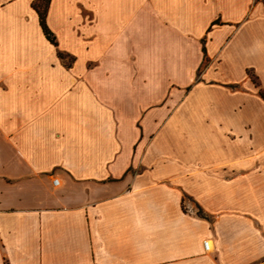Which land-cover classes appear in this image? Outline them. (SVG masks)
Here are the masks:
<instances>
[{"label":"crops","instance_id":"crops-1","mask_svg":"<svg viewBox=\"0 0 264 264\" xmlns=\"http://www.w3.org/2000/svg\"><path fill=\"white\" fill-rule=\"evenodd\" d=\"M74 1H0V264H264L263 3Z\"/></svg>","mask_w":264,"mask_h":264},{"label":"rangeland","instance_id":"rangeland-1","mask_svg":"<svg viewBox=\"0 0 264 264\" xmlns=\"http://www.w3.org/2000/svg\"><path fill=\"white\" fill-rule=\"evenodd\" d=\"M0 1H4V0H0ZM31 1H35V0H31ZM59 1H61V0H59ZM74 2H78V7L80 8V10L81 11H89V12H91L92 10H90L89 8H87V7H85V6H91V7H94V8H98V6H99V1L98 0H75ZM87 2V3H86ZM57 8H59V6L57 7ZM203 38H205L204 36H203ZM202 38V39H203ZM201 39V40H202ZM201 43H202V41H201ZM205 57H206V55H205ZM205 57L203 56V59H202V63H201V65L198 67V69H197V71H196V74H195V76L193 77V80L191 81V84H186L185 86H183V88L181 89H177V88H179L178 86H176V85H174V84H170L169 85V90H168V94H171L170 95V101H169V103H170V107H173V106H175L176 105V102L178 101V95H180V97L182 96V94H183V92H184V89H185V87H186V89L188 90V88L194 83V82H196L197 81V79L199 80V78H200V74H201V72H202V70H203V68H204V66L207 64V59L205 60ZM65 59V62H67V63H69L70 62V58L69 57H64ZM190 83V82H189ZM175 86V87H174ZM252 139L253 138H255L253 135H252V137H251ZM262 168V167H261ZM259 168V170H261V171H264V168ZM187 202L189 201V200H186ZM194 210H195V208H194Z\"/></svg>","mask_w":264,"mask_h":264},{"label":"trees","instance_id":"trees-1","mask_svg":"<svg viewBox=\"0 0 264 264\" xmlns=\"http://www.w3.org/2000/svg\"><path fill=\"white\" fill-rule=\"evenodd\" d=\"M49 1L50 0H35L32 2L31 6L32 8L35 10L37 16H38V21H39V25L40 28L43 32V35L46 37L47 40H49L53 45H56V39H55V35L54 33L49 29V27L47 26L46 22H45V17H46V13H47V9H48V5H49ZM263 5H264V0H260ZM202 41V53L203 56L205 57L206 52H205V47H204V38L201 40ZM58 56L60 58H64L65 55H63L62 53L58 52ZM71 59V57H70ZM207 58L205 57V60ZM198 81V79H197ZM261 96L264 98V90L260 92ZM200 214V211H199Z\"/></svg>","mask_w":264,"mask_h":264},{"label":"built area","instance_id":"built-area-1","mask_svg":"<svg viewBox=\"0 0 264 264\" xmlns=\"http://www.w3.org/2000/svg\"><path fill=\"white\" fill-rule=\"evenodd\" d=\"M57 182H58L57 179H54V180H53V183H54V184H56ZM203 244H204V248H205V249H208V247H209V241L204 240V241H203Z\"/></svg>","mask_w":264,"mask_h":264}]
</instances>
